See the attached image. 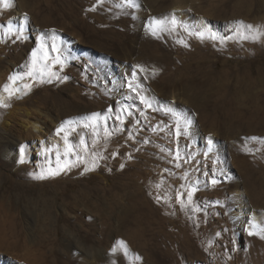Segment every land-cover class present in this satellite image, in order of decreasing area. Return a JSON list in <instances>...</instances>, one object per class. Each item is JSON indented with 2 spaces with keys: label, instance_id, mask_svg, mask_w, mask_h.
Instances as JSON below:
<instances>
[{
  "label": "bare ground",
  "instance_id": "6f19581e",
  "mask_svg": "<svg viewBox=\"0 0 264 264\" xmlns=\"http://www.w3.org/2000/svg\"><path fill=\"white\" fill-rule=\"evenodd\" d=\"M126 1L119 2L121 12ZM235 1L240 13L249 19L245 24L248 27L245 34H250L247 38L251 37V41L235 37L239 35H225L222 31L214 29L211 19L203 16L193 18L189 12L186 10L182 12L180 8L174 10L173 15L183 20L182 23H172L168 18L160 16L151 23L149 34L158 32L159 38L158 47L155 48L154 53H150L152 60H149L148 54L142 55L138 60L130 55L126 56L124 60L132 62L133 66L120 64L118 68L120 67L121 73L124 74L128 71L126 69H129L130 73L134 67L137 70V75L134 74L135 79L128 73L127 81H123L118 71L119 78L115 81L117 84L110 92L104 90V96L108 97L111 94L118 98L119 102L127 103L141 101L140 97H144L150 104H159L161 100L155 94L149 80L154 78L158 84L167 89L166 124L164 126L157 121L150 131V134L155 135V137L151 136L150 144L147 145L152 154L144 152L140 159L134 158V153H143L141 150L143 146L135 143L132 147H127L126 145L129 144L127 140L130 137L122 134L116 144L110 145L108 149L107 160H111L110 157L116 158V171L113 176H110V180L107 181L109 177L105 174L96 172L80 182L78 188L71 193L64 194L63 191L74 178L79 176L84 162L91 159L87 154L89 150H86L84 145V140L90 138V128L82 124L75 130H71L78 116H75L76 112L71 114V111L77 109L71 108L76 102L65 99L59 92H50L48 86L44 87L48 89L46 90L42 84L37 85L29 81V72L32 67V57L29 53L27 55H23L24 52L6 54L7 51L5 53L4 49L0 51V68L2 64H5L3 65L5 67L0 70V156L15 173L23 172L31 179L51 180L56 175L64 176L58 184L51 183L53 185L47 191L51 196L45 197L42 203H39V206H42L40 211L44 219L51 218L53 222L49 225L40 224V226L44 231L52 232L56 238L54 240L58 242L59 233H70L68 229L72 227L67 223L61 224V221L70 218L67 213L73 212V217L80 222L77 231L86 233L80 238H73L74 240L66 238V242L64 239V242L60 241L61 249H65L63 252L65 259L63 258L62 263L72 262L67 255L70 247L81 250L87 245L95 246L96 242L98 246L93 249L94 255L88 256L87 253L84 256L91 258L90 260L96 257L102 261L105 257L104 250L111 247L120 250L118 245L112 244L113 236L118 235L122 228L132 223L131 217L125 214L136 213V216L145 221L147 231L136 232L135 239L140 245H145L143 253L151 264H182L186 260L194 264L193 261L199 259H203V264H229L232 261L237 264H264V252L261 250V238L258 236L264 230V197L262 195L264 144L261 145L263 142L261 135L264 134V34L262 37L256 34L261 27L264 29V0ZM70 2L71 0H63L60 5L70 7L72 6ZM2 3L5 4V2ZM81 3L83 5V2ZM14 9L13 16L9 18V24L13 28L23 26L25 29L34 30L35 27L31 25L29 18L21 9L17 7ZM89 14L87 12V15ZM218 15L227 16L224 13H218ZM144 17L142 16L140 23H146L143 20ZM177 21L180 20L177 19ZM167 23L173 26L164 36L159 31L160 27ZM124 25L129 26L130 22L127 21ZM190 26H195V29ZM53 31H50V35L56 37L57 48L60 34ZM102 34L104 31H101L98 39H93V42L104 43ZM69 36L70 39L64 42L62 49H64L65 60L70 62L75 61L78 54L72 48L77 40L75 41L72 35ZM231 36H233L232 39H230ZM43 39L41 37L39 41ZM21 45L23 44L20 40L18 46L21 47ZM55 46L52 47L55 48ZM231 48L239 51L240 59L243 61L242 65H235V68L221 59L220 51H232ZM173 50L177 53L175 58L169 56ZM55 60L57 61V58ZM150 64L158 65L160 69H152ZM166 84L168 85L164 86ZM185 84L193 92L198 91V97L193 96L191 102H185L183 94L176 90L178 85ZM132 87H136V94H133L135 88ZM120 89L123 92H119ZM103 99L98 93L96 100L104 102ZM141 103L145 104L142 101ZM194 104L200 108H198V114L200 113L201 125L204 128L208 127L215 134V136L212 134L216 140L211 143V147L217 148L218 157L224 153V147L219 139L224 142L231 137L228 151L232 154V165L238 168V173L231 171L227 175L224 174L221 185L214 190L220 199V207L224 205V217L228 225L222 221L220 232L211 231L209 223L212 221L208 220L206 227L199 235H188L181 227L168 220L169 212L166 204L168 202L175 204L180 199L181 193L190 194L193 190L192 184L198 179L197 159H200L204 153L194 148V141L200 140L203 150L210 147L209 138L200 128L201 125L196 126L195 117L188 114L190 110L182 108V106L188 107ZM63 105L66 110L62 108ZM173 112H179L192 121L189 131L188 129L185 131L186 123L183 125L181 122L184 119L178 121L179 126L177 122L173 125L167 124L170 120L175 121ZM127 116L130 118V127H128L134 134L142 124L134 127L133 124L138 122V119L132 112H127ZM82 117L89 118L84 114ZM117 123H115L116 126L119 125ZM53 127H56L55 130H52ZM163 129L166 131L161 132ZM228 130L230 136L225 133ZM242 131L247 132L250 137L242 138L239 135ZM187 132L189 133L186 134ZM70 135L77 138L73 147V144L68 141ZM178 136L179 139H177ZM146 137L144 141L147 140ZM160 137H163L164 141L160 140ZM252 137L257 139H251ZM249 150L258 154L259 169H256L257 164L253 163L255 156H251ZM167 152H170L169 158L165 156ZM43 153L46 155L44 159ZM163 159H165V165L159 164V160ZM51 162L55 165L52 170L49 169ZM32 163L42 164L44 168L36 172L30 166ZM209 165H212L210 161ZM16 185L9 180L0 182V217L10 220L9 229L12 233H21L22 223L18 220L20 216L14 215L17 213L18 204L26 202L27 206L36 209L38 201L36 196H31L33 190L30 184L26 186V191L22 194L16 191L18 187ZM59 193L61 195H58ZM58 205L67 207L64 210L68 212L55 214L56 216L53 217ZM207 209L213 210L211 206ZM83 216L86 219H83ZM91 230L96 231L98 238L86 236ZM233 231L246 237L244 243L249 250L248 254L252 256L251 262V259L244 258L247 254L245 250L242 253L234 250L235 241L231 239ZM249 232L253 234L249 235ZM212 236L217 241H213ZM122 239L121 242H123ZM120 246L127 249L130 244L123 242ZM126 249L122 250L123 264H137L132 259V254ZM112 258L113 252L109 259ZM87 260L78 256V264H89ZM44 263L47 264L46 260Z\"/></svg>",
  "mask_w": 264,
  "mask_h": 264
},
{
  "label": "rangeland",
  "instance_id": "374dc122",
  "mask_svg": "<svg viewBox=\"0 0 264 264\" xmlns=\"http://www.w3.org/2000/svg\"><path fill=\"white\" fill-rule=\"evenodd\" d=\"M62 1L63 0H55L54 2L50 0H0V51L4 49V52L7 51V53L5 52L6 54H13V52H21L22 54L24 52L25 54L23 53V55H27L29 53L32 57L29 81L37 85L42 84L43 88L48 86L47 88L50 89V92H59L65 99H72V102H76L73 103L71 108L77 109L71 111V114L76 112L75 116H78H76L77 118L71 130H75L82 124L90 128V138L84 140V145L85 149L89 150L87 154L90 155L91 159L84 162V167L80 171L79 176L74 179L72 178V183L63 191L64 194L71 193L77 189L80 182L88 179L91 174L96 172L105 174L109 177L107 181L110 180V176H113L116 171V158L110 157L111 160H107L109 158L108 149L110 145L116 144L117 139L121 138L122 134H126L130 137V141L127 140L129 143L126 145L127 147H132L135 143L143 146V149H141L143 153H134V158L140 159L144 152H150L152 154L151 150L149 151L147 148V145L150 144V140L152 139L151 136L155 137V135L150 134V131H152L157 121H160L164 126L166 124L165 112H167L166 103L168 102H166L167 98L165 96L166 94L168 95L167 89L163 87V85L161 86L158 84L154 78L149 80V83H152L155 94H157L161 100V103L151 104V107L142 104L141 101L138 100L132 103L124 101L119 102L118 98L116 99V97L111 94L105 97L104 92H110V90L114 89L113 87L117 84L115 81L119 78V73L122 75L120 76L123 81H127L129 74L134 78V74H136L137 71L134 67H132L130 73L129 69H126L128 71L124 74L121 73L120 67L118 68L120 64L124 66L125 64H129V66H133L132 62L124 60L126 56L130 55L132 58L135 57V59L138 60L142 55L148 54L147 57L149 60H152L150 53H154L155 48L159 45L158 32H155V35H153V32L149 34V27L151 23H154L155 19L165 17L168 18L169 21L171 20L172 23H182L183 20L181 21L180 18L173 15L175 12L174 10L180 8L182 12H185V10L189 12L193 18L203 16L211 19L210 21L214 25V29L220 32L222 31L225 35H239L235 37H240L242 40L245 39V41H251V37L247 38L250 34H245L247 31L246 28H248L245 24L249 19L245 18L242 13H240L237 1L235 0H127L122 12L119 10L120 0H99V2L98 0H71L72 3L70 2V4L72 6L70 7L66 5L61 6L60 2ZM2 2L8 3L9 7L7 8L9 9L3 7L4 3ZM81 2H83V5ZM16 7L21 9L23 14L29 18L31 25L35 27V29L33 28L34 30H30V28L29 30L28 28L25 29L23 26L13 28L11 24H9V18L11 15L13 16L15 12L14 8ZM87 12L90 14L87 15ZM218 13H224L227 14V16H219ZM142 16H145V19L143 18L146 22L145 24L140 23ZM177 19L180 21H177ZM127 21L130 22L129 26L124 25ZM181 23L180 25H182ZM183 25L186 27L184 23ZM256 25H260V23H256ZM172 26L173 25L170 23L162 25L159 32L165 36L167 30H171ZM190 27L195 29V26ZM51 30L57 31L60 34L57 48L55 46V43H57L56 37L50 35ZM101 31H104L101 37L105 44L94 43L93 39H98ZM68 34L72 35L75 41L77 40L72 48L78 56L74 59L75 61L70 62L65 60L63 56L64 49H62L64 42L70 39ZM256 34L262 37L264 34L263 27H261ZM41 37L42 39L44 37V39L39 41ZM232 38L233 36L230 37V39ZM20 40L23 44L21 47L18 46V41ZM52 46H55V48ZM231 50L232 51H220L221 59L226 60L227 64L234 68L236 67L235 65H242L243 61L240 59L239 51L235 48H231ZM224 51L229 53V55H226L227 53ZM34 52L35 56L33 55ZM176 55L177 53L175 50L169 54L171 58H175ZM43 57H45V61H43ZM56 58L57 61L55 60ZM3 65L5 64L1 65L0 70L5 67ZM59 65H61V67H59ZM150 66L155 70L160 69L158 65L150 64ZM128 84L131 85V83ZM167 85L168 84L164 86ZM217 85L219 84L217 83ZM47 88L44 89L48 90ZM132 88H135L133 94H136V87ZM176 90L183 94L185 102H191L193 96L198 97V91L193 92L189 89L187 84L178 85ZM119 92H123V90L120 89ZM98 93L104 98V102H98L96 100V98H98ZM197 106L198 105L194 104L188 107L182 106V108H188L190 110L188 114L193 115L196 119V126H200V113L198 114L200 108ZM62 108L66 110L64 105ZM127 112H132L138 119L137 121L139 123H134V127L137 124H142L141 128L134 132V134L131 133L133 130L129 128L130 118L127 116ZM82 114H84V116H89V118H83ZM173 117L176 118V116ZM117 122L119 123L118 126L115 124ZM175 122H177L179 126L180 122H178L177 118L175 121L170 120L167 124L173 125ZM181 122L183 125L186 123L184 120H181ZM191 125L186 126L188 131ZM55 128L56 127H53L52 130H55ZM200 128L203 129L205 132L204 134L211 139V141L213 140L212 142L216 140L212 137L213 133L208 127L204 128L201 125ZM234 130H236V128H234ZM165 131L166 129L161 130V132ZM229 132L228 130L225 133L230 136ZM188 133L189 132L186 134ZM213 135L215 136V134ZM239 135H241L242 138L250 137L245 131H242ZM145 137L147 140L144 141ZM261 137L263 139L261 145L263 146L264 134H262ZM179 138L178 136L177 139ZM159 139L164 141L163 137ZM230 139L231 137L224 142L222 139H219V142L224 147V153L220 154V157L217 156L218 152L215 146L211 147L210 145V147L203 150L201 148L203 145L202 142H200V140L194 141V148L204 153L203 156H200V159H197L199 165L196 169L198 179L192 184L191 189L193 190L190 194H186L185 192L183 194L181 193L180 199L175 204H171V202L166 204V208L169 212L168 220L181 227L188 235H199L201 230L206 227L208 220L212 221V223H209L211 231L220 232L222 230V221L228 225L224 217V205L222 204L220 207V199L217 197V193H215L214 190L218 185H221L224 174L227 175L231 171H236V173H238V168L232 165V154L228 151ZM68 141L73 144L77 141V138L74 135H70ZM73 146L74 144L72 147ZM249 151L251 156H255L253 163L254 165L257 164L256 169H259L258 154H255L253 150ZM169 155L170 152L165 154L166 157ZM42 156L44 159L46 155L43 153ZM45 158L47 159V157ZM209 161L212 165H209ZM49 164H51L49 165V169H54L55 165L52 162ZM159 164L165 165V159L159 160ZM30 166H32L36 172L39 171L38 169L44 168L42 164L37 163H32ZM214 167H216V169H214ZM26 175L27 174L23 172L15 173L10 166L6 165L0 156V182L2 180H9L17 184L16 186L18 187L16 191H19L20 194L24 193L26 191V186L30 184L33 190L31 196H36L38 201L36 209L27 206L26 202H20L18 204L17 213L14 215L21 217L18 218V220H20L19 223H22L21 233L13 232V234L9 229L10 220H5V217H0V264H46L44 260H46L47 264H65L62 263L63 258L65 259V254H63L65 249H61L59 245L60 241L64 242L65 240L66 242V238H80V236L82 237L86 233L77 231L80 222L73 217V212L67 213L68 210H64L67 207L58 205L55 208L53 217L61 213H67L70 218L61 221V224L67 223L72 228L68 229L70 232L68 234L59 233L58 242H56L53 233L44 231L40 226V224L49 225L52 219H44L43 213L40 211L42 206H39V203H42L45 197L51 196V194L47 193L51 185L61 182L64 176L56 175L50 180L47 178L31 179ZM213 180H215L216 183H212ZM58 195H61V193ZM262 195L264 197V187H262ZM19 199L21 198L19 197ZM209 206H211L213 210H208L207 208ZM125 215L131 217L132 223L130 226L122 228L120 233L113 236L112 239V244L118 245L120 250H116L114 247L106 249L107 251L104 250L103 254L105 257L102 261L98 260L96 257L90 260L91 258L84 256L87 253L88 256L94 255L93 249L98 246L96 242L95 246L87 245L86 248H81V250L70 247L67 250V255L72 262L67 264H78V256L87 258L89 264H123L122 250L126 248L120 246L122 238L123 242L130 244L129 248L126 250L132 254V259L137 264H151L143 253L145 245H140L137 239H135L136 232L142 230L145 232L147 231L145 221L136 216V213H127ZM82 218L86 219L85 216ZM88 234L89 235H86L87 237H93L94 239L98 238L96 231L91 230ZM258 236L261 238L260 246L261 250L264 252V230L261 232V235ZM245 238L243 234H236L234 231L231 237V239L235 241L234 250L239 251V253L245 250L247 254L244 258L248 260L251 259V262L252 256L248 254L249 250L244 243ZM212 240L217 241L214 236H212ZM112 252L113 258L109 259L112 256ZM193 262L194 264L204 263L203 259ZM182 264L193 263L192 261L186 260ZM229 264H237V262L232 261Z\"/></svg>",
  "mask_w": 264,
  "mask_h": 264
},
{
  "label": "snow or ice",
  "instance_id": "6c2138e0",
  "mask_svg": "<svg viewBox=\"0 0 264 264\" xmlns=\"http://www.w3.org/2000/svg\"><path fill=\"white\" fill-rule=\"evenodd\" d=\"M4 7H5V8L9 7V4H8V3H5V4H4ZM249 27H251V26H249ZM155 34H156V33L153 32V35H155ZM33 55L35 56V52L33 53ZM140 99H141V101H142L143 103H145L148 107H151V104H150V103H149L144 97H140ZM94 115H95V114H94ZM173 115L176 116V118H177L178 121H179L180 119H184V120L186 121V125H187V126H190L191 123H192V121H191L190 119H188L186 116H182V114H179V113L173 112ZM185 131H187V128L185 129ZM178 134H179V132H178ZM251 139H257V138H256V137H252ZM208 143H209V145H211V143H212L211 139H209ZM212 183H216V181L213 180ZM252 234H253V233L249 232V235H252ZM121 243H123V242H121Z\"/></svg>",
  "mask_w": 264,
  "mask_h": 264
}]
</instances>
